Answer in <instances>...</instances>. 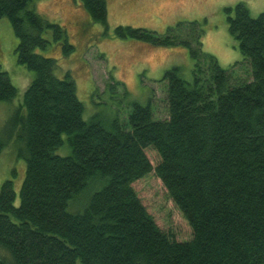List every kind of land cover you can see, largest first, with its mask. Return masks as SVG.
<instances>
[{
	"label": "trees",
	"instance_id": "1",
	"mask_svg": "<svg viewBox=\"0 0 264 264\" xmlns=\"http://www.w3.org/2000/svg\"><path fill=\"white\" fill-rule=\"evenodd\" d=\"M34 1L0 0V17L18 39L16 60L33 74L11 118L25 174L17 205L12 181L0 186V264H264V12L253 17L243 2L226 8L248 79L237 75L240 62L225 68L202 51L205 31L196 20L163 33L117 26L121 37L182 45L192 59L189 79L180 65L159 79L166 118L134 102L121 121L99 112L83 117L70 73L57 75L56 59L37 51L49 44L46 32L65 52L73 46ZM80 3L106 24L107 0ZM15 95L0 67V101ZM65 141L70 150L61 155ZM146 147L160 157L154 168ZM152 169L188 222L190 238L160 228L133 188Z\"/></svg>",
	"mask_w": 264,
	"mask_h": 264
},
{
	"label": "rangeland",
	"instance_id": "2",
	"mask_svg": "<svg viewBox=\"0 0 264 264\" xmlns=\"http://www.w3.org/2000/svg\"><path fill=\"white\" fill-rule=\"evenodd\" d=\"M237 2L247 6L251 16L264 12V0H107L106 24L94 21L82 7L80 0H36L34 10L42 17L64 27L72 48L65 52L60 40L51 32L49 40L39 53L56 59L55 73L69 72L76 86V94L84 104L83 117L99 112L104 118L126 120L133 103L149 104L155 119L167 117L163 101L164 85L159 81L163 71L180 65L183 76L190 78L192 59L182 45L152 46L145 42L121 37L115 28L119 25L143 28L163 33L179 21L196 20L202 23V51L214 55L222 67L235 62L237 75L250 78V69L244 62L236 40L228 32L227 7ZM18 39L7 18L0 17V67L16 87L10 101H0V186L11 180L16 193L14 204L19 203L18 192L25 174V162L18 157L22 143L17 129H11L12 114L23 103L24 92L33 74L16 60ZM193 47L195 44L192 41ZM116 82L111 87L109 82ZM21 108V107H20ZM24 113V110L23 112ZM65 140V135H63ZM65 144L57 153H69ZM152 167L159 162L158 153L145 148ZM138 197L160 228L171 231L177 239L191 236V229L180 210L173 203L161 179L152 169L132 182Z\"/></svg>",
	"mask_w": 264,
	"mask_h": 264
}]
</instances>
